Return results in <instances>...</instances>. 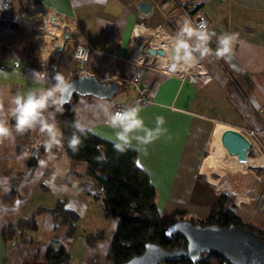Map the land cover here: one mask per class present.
<instances>
[{
    "label": "crops",
    "instance_id": "crops-1",
    "mask_svg": "<svg viewBox=\"0 0 264 264\" xmlns=\"http://www.w3.org/2000/svg\"><path fill=\"white\" fill-rule=\"evenodd\" d=\"M139 1L13 0V11L0 8V70L7 74L6 78L0 75L4 111L7 112L9 98L17 90L38 86L32 80L34 71H45L50 78L56 72L68 75L78 63L73 39L80 33L91 46L85 62L87 73L102 81H116L118 89L109 99L79 95L74 120L110 140L114 130L105 124L98 105L108 101L115 108L132 102L137 91L121 78L133 70L140 71L149 98L139 105L145 125L153 128L157 116L164 119L167 132L159 139L139 148L133 141L136 163L157 190L160 217L167 222L180 216L204 218L218 196L224 194L225 204L243 221L264 229V209L259 208L264 168L254 166L264 164V157L257 155L239 162L220 142L226 125L240 130L259 124V112L264 106V0H195V9L208 19L209 31L237 36L230 54L214 57V37L213 54L198 60L209 75L207 80L190 72H164L149 65L146 54L144 62L134 57L135 45L146 39L144 30L136 33L140 23L149 28L161 22L167 28V16L178 15L174 23L178 28L184 20L177 1L185 0H143L151 5L147 14L139 11ZM60 18L66 24L64 39L60 44L48 43L43 38L44 29L53 20L61 24ZM51 34L54 38L58 35ZM43 43L51 53L46 55ZM56 45L59 49L53 50ZM45 56L50 57L48 68L41 65ZM51 83L49 79L39 86ZM11 124L14 121L10 120ZM13 135L14 138L0 140V264L41 259L52 239L65 245L72 263L113 264L107 249L118 217L81 188L86 163L70 160L62 144L51 152L44 148L30 168L29 153L47 139L46 135L38 129ZM57 172L58 190L54 192L45 181ZM14 185L18 196L5 200L3 196ZM59 198H64L66 206L80 214L73 234L68 233L69 225L56 220L52 211H44L37 216L35 230L19 231L13 240L7 238L5 227L10 221L29 216L39 206H53ZM86 233L99 237L88 242Z\"/></svg>",
    "mask_w": 264,
    "mask_h": 264
},
{
    "label": "trees",
    "instance_id": "trees-1",
    "mask_svg": "<svg viewBox=\"0 0 264 264\" xmlns=\"http://www.w3.org/2000/svg\"><path fill=\"white\" fill-rule=\"evenodd\" d=\"M12 2L13 0H0V8L11 12ZM175 19H178V15L166 18L165 24L172 34L178 30L174 24ZM78 97V94H74L64 103L63 113L56 115L57 127L62 133L63 145L70 160L86 163L85 180L81 182V188L98 199L104 209L118 217L116 230L107 249V256L113 264H125L132 256L141 253L147 243H155L167 249L187 247V241L174 226L175 222L181 220H186L192 225L234 224L257 233L264 240V229L243 221L225 204L224 194L218 196L216 203L211 206L208 215L204 218L180 216L172 222L163 220L157 209V190L148 174L137 165V151L133 147L124 153L117 152L109 139L90 130L80 136L78 151L73 152L67 145V138L74 131L71 124L75 121L74 109ZM44 148L42 142L31 149L28 158L30 168L34 167ZM17 196L18 192L14 185L3 198L12 201ZM44 211H52L56 220L68 224L69 234L75 232L80 214L67 207L64 198H59L53 206H39L29 216H19L10 221L5 227L7 238L13 240L19 231L35 230L38 227L37 216ZM97 237L98 234H85L88 242ZM33 263L75 264L70 261L69 252L59 239H52L49 242L47 251L41 259L33 257L22 264ZM159 264L230 263L216 253L204 252L196 260L182 256L176 260L161 261Z\"/></svg>",
    "mask_w": 264,
    "mask_h": 264
},
{
    "label": "clouds",
    "instance_id": "clouds-1",
    "mask_svg": "<svg viewBox=\"0 0 264 264\" xmlns=\"http://www.w3.org/2000/svg\"><path fill=\"white\" fill-rule=\"evenodd\" d=\"M213 37L216 38L215 55L217 57L230 54L232 45L237 39L236 34L233 33L225 32L217 35L216 32L209 31L203 19L195 26L189 19H184L165 46L162 60L168 62L173 71L177 68H190L198 60L213 54V49L209 46ZM0 75L7 77L3 70H0ZM49 79L52 81L49 86H39ZM32 80L38 86L26 91L17 90L9 98L10 106L7 112L4 111V98L0 92V140L14 138V133L24 134L38 129L46 135L44 145L46 150L51 152L54 147L63 144L62 133L57 127L56 115L63 113L69 83L59 72L50 78L45 71H34ZM98 108L105 117V124L114 130V135L109 142L117 152L124 153L132 148L133 141L136 142L137 148L149 145L167 132V129L163 128L164 119L161 116L156 117L155 127H147L140 116L141 108L138 105L114 110L111 102L103 101L99 103ZM10 120L14 121V124L10 125ZM71 127L74 131L67 138V145L73 152H76L81 143L80 136L90 129L78 120L73 121ZM59 174V172L54 173L49 180L45 181L54 192L58 190L55 180Z\"/></svg>",
    "mask_w": 264,
    "mask_h": 264
},
{
    "label": "water",
    "instance_id": "water-1",
    "mask_svg": "<svg viewBox=\"0 0 264 264\" xmlns=\"http://www.w3.org/2000/svg\"><path fill=\"white\" fill-rule=\"evenodd\" d=\"M137 6L143 14H147L151 9V5L143 0H140ZM28 15L33 16L34 13ZM68 35L66 33L65 37ZM143 45L144 42L141 40L139 48L142 52L148 51L151 55L162 52L161 49L151 46L143 48ZM67 82L69 89L65 94V102H68L74 94L109 99L118 89L116 81H102L87 72ZM220 142L229 155L236 156L237 161H246L250 143L238 129L232 127L223 129ZM174 226L187 241V247L167 249L155 243H147L141 253L132 256L125 264H159L161 261L176 260L182 256L196 260L204 252L216 253L230 264H264V240L251 230L234 224L192 225L186 220L177 221Z\"/></svg>",
    "mask_w": 264,
    "mask_h": 264
},
{
    "label": "built area",
    "instance_id": "built-area-1",
    "mask_svg": "<svg viewBox=\"0 0 264 264\" xmlns=\"http://www.w3.org/2000/svg\"><path fill=\"white\" fill-rule=\"evenodd\" d=\"M177 5H178L179 13L183 16V18L189 19L193 23L194 26L197 25L201 21V19L206 21L207 26H208V19H207L206 15L202 11H200L199 9H195V0H185V2L177 1ZM165 32H167V31L165 30ZM169 34L172 36L174 35L172 33H169ZM153 36H152V39H153ZM73 40L76 41V45H75V49H74V57L78 60V63L73 69H71L69 71L68 75H66L64 77L66 81H68L74 77L79 76L83 72H87V70L85 69V62L87 61L88 56H89V52L91 50L90 44L88 43V41H86L82 37V35L80 33L77 34ZM214 41H215V39L213 37V40L211 41V43L209 45L211 48H212ZM149 46L154 47V48H158V47H155L151 43V41H150ZM57 49H59V45H56L53 48V50H57ZM44 52H45V47H44ZM143 54H146V56L148 57V55H147L148 51H145ZM214 57L217 59L216 55H214ZM49 59H50L49 56L43 57V61H41V65L43 68H46V67L48 68L50 66V60ZM169 73L179 75V74H185L187 72L180 73L177 71H173L171 69ZM190 73L196 75L197 77H200L201 80H207L209 78V75L207 74V72H205V70H204L202 75H199L195 72H190ZM121 81H126V82H129L131 85H133V87L137 91V95L132 102L128 103L125 106L117 105L114 108V110L120 109L122 107L134 106V105L139 106L140 104H143L146 101H148L149 98L147 96V90H146L145 85H143L141 82L140 71H138V70L128 71L127 73H125L122 76ZM239 131L243 134V136L250 143V148H249V151L247 153V158L249 157L248 156L249 153L251 151H254L253 148H256L258 154H254L252 157H256L257 155H261L264 157V106H262V108L259 112V124H258V126L255 128L240 129ZM254 153H255V151H254ZM254 166L264 168V164H256L255 163ZM259 208L264 209V181H263V190L259 196Z\"/></svg>",
    "mask_w": 264,
    "mask_h": 264
},
{
    "label": "bare ground",
    "instance_id": "bare-ground-1",
    "mask_svg": "<svg viewBox=\"0 0 264 264\" xmlns=\"http://www.w3.org/2000/svg\"><path fill=\"white\" fill-rule=\"evenodd\" d=\"M53 23H56L57 25H60L61 24L59 22H56L55 20H53ZM156 27V26H155ZM72 28H76L75 26L72 25ZM155 29V30H154ZM143 34H147V35H151L154 31V36H153V39L151 40V43L155 46V47H158L159 49H161L162 52H158L154 55H151V54H147L148 57L151 59L152 57L156 58L158 64H168V62L162 60V57L164 56V48L165 46L168 44V41L170 39V37L172 35H169L166 33H164L165 31H162L163 33H160L161 31L160 30H163V27H156V28H146V26L144 27V25H142L140 23V25L136 28V33L139 32V31H143ZM160 31V32H159ZM46 36V35H45ZM52 36V35H51ZM156 36V37H155ZM64 39V36L62 34H58L55 38L52 37V39H48L49 42L48 43H56V44H60ZM45 53L46 54H49L46 52V47H45ZM51 53V52H50ZM144 52H142L139 48H138V45L136 44L135 47H134V57L136 59H138L139 56H142L144 55L143 54ZM175 71L177 72H180V73H185V72H195L199 75H202L204 70L202 69V66L199 62H197L194 66L190 67V68H187V69H180V68H177ZM231 157H235V155H231ZM244 176V175H243ZM241 181V180H240Z\"/></svg>",
    "mask_w": 264,
    "mask_h": 264
},
{
    "label": "rangeland",
    "instance_id": "rangeland-1",
    "mask_svg": "<svg viewBox=\"0 0 264 264\" xmlns=\"http://www.w3.org/2000/svg\"><path fill=\"white\" fill-rule=\"evenodd\" d=\"M41 11H42V9H40ZM60 21H61V26L60 25H57L56 23H52V24H48L49 26H47L48 27V29H44L45 30V33H46V36H44L43 38H45V39H47L46 41L48 42L49 40L48 39H52V37H51V33H57V34H63V30H64V28H65V22H62V20L63 19H59ZM157 24H160V25H157ZM147 26V25H146ZM163 27V30H160L159 32L160 33H163L162 31H167L168 33L167 34H169L170 33V31L167 29V28H165L164 26V24L163 23H161V22H159V23H156L155 25H150L149 26V28H156V27ZM148 27V26H147ZM155 30V29H154ZM164 33H166V32H164ZM152 34H154V31H153V33ZM147 35V36H145V34H144V37L146 38L145 39V41H144V45H143V48H147V47H149V45H150V41H151V39H152V36L153 35ZM170 35V34H169ZM156 37V36H155ZM42 41H43V39H42ZM143 41V40H142ZM46 42V43H47ZM46 43H43L44 44V47H46ZM138 48H139V45H138ZM140 49V48H139ZM141 51H142V49H141ZM46 52L48 53L49 51H48V48L46 47ZM50 53V52H49ZM138 59H143L142 60V62H144V60H145V58H144V56H142V58H141V56H139L138 57ZM141 62V63H142ZM157 63V64H156ZM148 64L149 65H156V66H160L159 67V69L160 70H162V71H164V72H170V70H171V68H170V66H169V64H158V62H157V60H156V58H154V57H152L150 60H149V62H148ZM227 127H230V125H226ZM233 128V127H232ZM254 149V151H255V153H254V151H251L250 153H249V157H252L254 154H258V152H257V150H256V148H253Z\"/></svg>",
    "mask_w": 264,
    "mask_h": 264
}]
</instances>
